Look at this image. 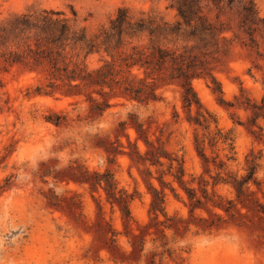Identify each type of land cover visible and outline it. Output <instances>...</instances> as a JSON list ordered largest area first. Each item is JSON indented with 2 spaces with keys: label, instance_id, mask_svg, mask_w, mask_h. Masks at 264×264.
<instances>
[{
  "label": "rangeland",
  "instance_id": "1",
  "mask_svg": "<svg viewBox=\"0 0 264 264\" xmlns=\"http://www.w3.org/2000/svg\"><path fill=\"white\" fill-rule=\"evenodd\" d=\"M254 1L264 18V0ZM167 5L0 0V20L74 11L93 35L124 7L175 21ZM257 38L259 50L236 41L199 56L192 87L200 112L186 106L177 84L142 103L97 93L29 98L41 76L0 68V264H264V42ZM101 59L88 63L97 68ZM104 102L110 107L101 113Z\"/></svg>",
  "mask_w": 264,
  "mask_h": 264
},
{
  "label": "trees",
  "instance_id": "2",
  "mask_svg": "<svg viewBox=\"0 0 264 264\" xmlns=\"http://www.w3.org/2000/svg\"><path fill=\"white\" fill-rule=\"evenodd\" d=\"M165 1L166 8L176 12L175 21L154 10L124 7L93 35L74 11L73 17L55 10L11 15L0 20V68L17 67L41 76L40 84L28 89L29 98L91 100L97 93L142 103L155 97L157 89L177 84L183 88L186 106L196 105L200 112L202 105L192 87V81L201 77L199 56L224 53L227 44L236 41L259 50L257 36L264 42V18L254 0ZM94 55L102 58L97 68L88 63ZM108 107L107 102L97 105L101 113ZM62 118L52 121L59 126ZM136 130L144 133L143 125Z\"/></svg>",
  "mask_w": 264,
  "mask_h": 264
}]
</instances>
